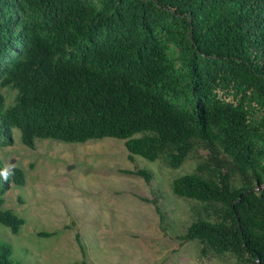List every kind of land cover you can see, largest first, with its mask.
I'll return each mask as SVG.
<instances>
[{
	"label": "trees",
	"instance_id": "1",
	"mask_svg": "<svg viewBox=\"0 0 264 264\" xmlns=\"http://www.w3.org/2000/svg\"><path fill=\"white\" fill-rule=\"evenodd\" d=\"M0 88L16 92L9 107L0 93V148L17 129L30 148L117 138L130 160L199 158L171 190L205 217L177 239L264 264V0H0ZM23 183L0 160L13 234L23 220L3 196ZM0 264H16L1 243Z\"/></svg>",
	"mask_w": 264,
	"mask_h": 264
},
{
	"label": "rangeland",
	"instance_id": "2",
	"mask_svg": "<svg viewBox=\"0 0 264 264\" xmlns=\"http://www.w3.org/2000/svg\"><path fill=\"white\" fill-rule=\"evenodd\" d=\"M0 93L6 107L13 104L15 91L0 88ZM261 117L256 112L254 118ZM12 139L0 148V160L7 169H20L24 183L11 185L2 209L23 224L17 234L0 224V243L11 248L14 263L233 264L229 257L203 258L196 242L177 239L205 217L200 203L171 190L175 179L194 172L199 158L169 169L160 160L136 155L130 160L117 138L84 143L36 138L30 148L13 129ZM197 155L203 158L205 152ZM138 170L148 172L151 180L137 175Z\"/></svg>",
	"mask_w": 264,
	"mask_h": 264
}]
</instances>
